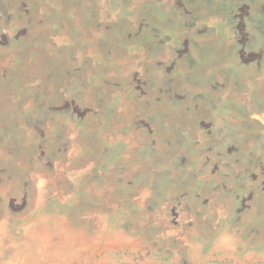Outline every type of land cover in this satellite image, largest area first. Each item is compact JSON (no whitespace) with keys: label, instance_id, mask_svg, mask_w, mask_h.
<instances>
[{"label":"rangeland","instance_id":"374dc122","mask_svg":"<svg viewBox=\"0 0 264 264\" xmlns=\"http://www.w3.org/2000/svg\"><path fill=\"white\" fill-rule=\"evenodd\" d=\"M0 264H264V0H0Z\"/></svg>","mask_w":264,"mask_h":264},{"label":"bare ground","instance_id":"6f19581e","mask_svg":"<svg viewBox=\"0 0 264 264\" xmlns=\"http://www.w3.org/2000/svg\"><path fill=\"white\" fill-rule=\"evenodd\" d=\"M30 230V229H29ZM42 233V232H41ZM49 239V238H48ZM62 249V248H61ZM60 252H62V251H60ZM38 257V256H37ZM61 257V256H60ZM63 257V256H62ZM67 261V260H66Z\"/></svg>","mask_w":264,"mask_h":264}]
</instances>
